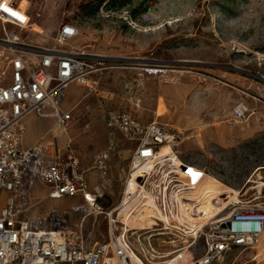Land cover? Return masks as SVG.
<instances>
[{
  "label": "rangeland",
  "instance_id": "1",
  "mask_svg": "<svg viewBox=\"0 0 264 264\" xmlns=\"http://www.w3.org/2000/svg\"><path fill=\"white\" fill-rule=\"evenodd\" d=\"M18 1L30 14L32 30L8 23L7 29L51 46L59 26L70 22L79 31L70 42L105 58L107 65L93 77L92 89L68 84L59 103L71 113L67 126L53 116L28 115L25 145L48 144L44 156L53 159L70 138L88 190L99 188L98 201L111 208L122 196L138 141L108 126L105 116L126 110L142 123L166 127L185 167L239 190L235 200L195 229L201 227L198 234L183 231L174 240L155 236L151 243L159 252H172L165 264H193L205 252L203 233L212 221L264 202V0ZM237 106L243 110L240 117L234 113ZM102 151L108 152L103 175L97 164ZM49 188L37 181L26 198L31 206L19 217L45 226L55 207L67 212L66 231L76 230L88 208L84 197L51 198ZM2 194L1 205L8 191ZM83 226L89 241L107 240L105 215L91 214ZM127 242L144 261L140 246L147 241L141 244L130 235ZM211 264H264V237L251 247H231Z\"/></svg>",
  "mask_w": 264,
  "mask_h": 264
},
{
  "label": "built area",
  "instance_id": "2",
  "mask_svg": "<svg viewBox=\"0 0 264 264\" xmlns=\"http://www.w3.org/2000/svg\"><path fill=\"white\" fill-rule=\"evenodd\" d=\"M0 22V202L3 190L8 191L5 202L0 204V264H165L171 251L159 252L151 240L166 235L174 240L193 231H185L174 219L147 222L149 217L144 214V208L152 207L169 215L171 210L176 211V196L191 189L173 159L160 154L163 144L172 146V134L162 124L142 123L126 110L106 113L108 126L117 127L138 143L130 155L122 196L118 203L105 209L98 201L103 192L97 187L88 190L89 182L72 151L70 138L62 147L64 151L57 149L53 159L44 156L50 150L48 144L21 146L24 119L30 114L53 116L60 126H67L71 113L59 106L65 89L70 82L94 88L93 77L107 67L105 58L70 42L79 33L70 22L59 26L56 45L51 46L7 29V23L32 28L30 14L18 0H0ZM234 110L236 116L243 115L241 107ZM107 157L108 152L102 151L97 158L102 175ZM39 180L50 186L46 196L51 198L82 194L88 208L76 230L66 231L67 212L55 207L45 226L19 217L31 206L26 198L32 196ZM124 206H128L131 215L142 217L141 224L129 226L122 220L118 213ZM91 214L106 216V241H89L83 223ZM200 228L194 230L195 235ZM262 233L264 202L251 209H235L209 224L203 233L205 252L193 264H211L231 247H251ZM130 235L141 244L147 241V246H140L144 261L130 248Z\"/></svg>",
  "mask_w": 264,
  "mask_h": 264
},
{
  "label": "bare ground",
  "instance_id": "3",
  "mask_svg": "<svg viewBox=\"0 0 264 264\" xmlns=\"http://www.w3.org/2000/svg\"><path fill=\"white\" fill-rule=\"evenodd\" d=\"M160 154L169 155L171 159H173L177 171L186 178L191 189L184 192L179 197L176 196V211L171 210L169 215L161 214L159 210L152 207L144 208V214L149 217L147 222L153 219H174L192 231L201 223L207 221L214 212H216V215L222 211L232 201V198L234 199L235 196L238 195V189L232 188L219 179L204 172L200 171L196 173L185 167L186 164L179 159L171 145L163 144L160 148ZM182 198H185L187 201ZM118 215L121 216L122 220L129 224V226H134L138 223L141 224L142 217L139 216V214L131 215L128 206H124L119 211ZM194 233L193 231V234ZM261 235L260 237L262 239L264 233ZM186 247L180 248L177 251ZM173 252H175V250ZM170 254H172V252H170ZM132 257H134L133 254Z\"/></svg>",
  "mask_w": 264,
  "mask_h": 264
},
{
  "label": "crops",
  "instance_id": "4",
  "mask_svg": "<svg viewBox=\"0 0 264 264\" xmlns=\"http://www.w3.org/2000/svg\"><path fill=\"white\" fill-rule=\"evenodd\" d=\"M24 135H25V134H24ZM23 142H24V136H23V139H22V141H21V146H22V147H29V146H31L32 144L36 143V141H29V143L25 145ZM62 147H63V146H62ZM59 149H61V148H59ZM107 158H108V157H107ZM107 158H106V159H107ZM106 159L104 160V164H105ZM105 167H106V164H105Z\"/></svg>",
  "mask_w": 264,
  "mask_h": 264
},
{
  "label": "snow or ice",
  "instance_id": "5",
  "mask_svg": "<svg viewBox=\"0 0 264 264\" xmlns=\"http://www.w3.org/2000/svg\"><path fill=\"white\" fill-rule=\"evenodd\" d=\"M13 15H16L15 13H13Z\"/></svg>",
  "mask_w": 264,
  "mask_h": 264
}]
</instances>
